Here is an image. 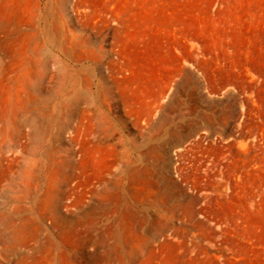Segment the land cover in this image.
Masks as SVG:
<instances>
[{
	"label": "rangeland",
	"instance_id": "rangeland-1",
	"mask_svg": "<svg viewBox=\"0 0 264 264\" xmlns=\"http://www.w3.org/2000/svg\"><path fill=\"white\" fill-rule=\"evenodd\" d=\"M0 264H264V0H0Z\"/></svg>",
	"mask_w": 264,
	"mask_h": 264
},
{
	"label": "bare ground",
	"instance_id": "bare-ground-1",
	"mask_svg": "<svg viewBox=\"0 0 264 264\" xmlns=\"http://www.w3.org/2000/svg\"><path fill=\"white\" fill-rule=\"evenodd\" d=\"M115 235V234H114ZM117 235V234H116ZM116 237V236H115ZM120 239V238H119Z\"/></svg>",
	"mask_w": 264,
	"mask_h": 264
}]
</instances>
